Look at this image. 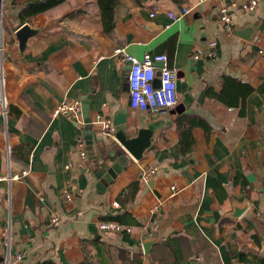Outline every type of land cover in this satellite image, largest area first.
<instances>
[{
  "label": "crops",
  "instance_id": "1",
  "mask_svg": "<svg viewBox=\"0 0 264 264\" xmlns=\"http://www.w3.org/2000/svg\"><path fill=\"white\" fill-rule=\"evenodd\" d=\"M255 1L247 11L250 0H119L108 35L97 0H65L29 21L19 18L28 0H0V175L7 146L11 173L28 171L0 183V264L6 228L11 258L21 255L13 264H264V59L257 53L264 50V0ZM222 7L231 15L229 34L218 25ZM156 9L164 13L150 17ZM23 24L39 33L21 56L15 31ZM211 40L214 58L207 56ZM195 44L203 52L198 60L191 57ZM118 49L137 59L167 55L177 74L174 109H131L129 69ZM89 94L91 119L113 123L122 110L130 138L154 124L141 160L98 127L93 158L89 151L79 156L73 145L83 128L50 113L63 99ZM182 114L205 125L192 128L187 153L177 134ZM118 152L125 168L110 183L96 177L104 154L112 164ZM153 168L146 183L140 180ZM105 221L131 231L102 233Z\"/></svg>",
  "mask_w": 264,
  "mask_h": 264
},
{
  "label": "built area",
  "instance_id": "2",
  "mask_svg": "<svg viewBox=\"0 0 264 264\" xmlns=\"http://www.w3.org/2000/svg\"><path fill=\"white\" fill-rule=\"evenodd\" d=\"M207 1V0H202ZM235 5V4H233ZM243 9L252 11L256 7V1L250 0L248 4H244ZM164 12L161 9H156L150 13V17L161 15ZM187 14V10L182 12ZM170 19L174 21L180 16H175L172 13H168ZM218 25L228 34L230 33L231 15L227 7H222L218 11ZM209 52L208 57L214 58L216 41L211 40L207 43ZM2 48L0 47V55ZM202 50L199 45L195 44L191 50V57L193 60H198L202 57ZM258 55L264 59V50H258ZM114 54L117 56L120 63L128 65L129 70L127 74L128 84V96L131 109L139 111L145 114H156L162 110L171 111L175 108L178 101L177 91V74L174 68H171L168 64V57L165 54H145L142 58L137 59L128 54L124 49L115 50ZM159 81V85H155V82ZM2 111L6 113V102L4 99L3 91L1 93ZM58 116H64L74 122L77 126L83 128L82 117V105L80 100H68L63 99L59 101L50 113L51 119ZM93 127H98L104 136L113 138L114 126L110 119H106L100 115H97L92 120ZM74 149L78 151L81 158H86L88 151L86 149V143L83 135L77 137L74 141ZM6 159H7V172L5 175H0V183L5 181L9 185L16 180H20L28 175L27 170H23L19 174H12L10 170V150L6 147ZM71 164L66 165V169L70 168ZM155 168L142 171L140 174V180L147 182L155 173ZM172 194L175 192V186L170 187ZM64 200L69 202L72 199L71 194L67 191H63ZM55 222L56 219L51 220ZM98 230L102 233H123L130 232L131 228L123 226L117 222L105 221L98 224ZM10 228H6L4 231L3 245L6 248V256L4 258V264H13L21 260V255L16 254L12 259L10 256Z\"/></svg>",
  "mask_w": 264,
  "mask_h": 264
},
{
  "label": "water",
  "instance_id": "3",
  "mask_svg": "<svg viewBox=\"0 0 264 264\" xmlns=\"http://www.w3.org/2000/svg\"><path fill=\"white\" fill-rule=\"evenodd\" d=\"M39 33V29L31 28L28 24H23L15 31V39L17 41L18 50L21 56H23L24 50L26 48L27 41ZM129 69V64L127 66ZM155 85H159V81L155 82ZM92 95L89 94L83 97L81 101L82 105V117H83V130L82 135L85 139L86 149L89 151L90 156L93 158V152L91 151L93 143L94 128L92 125V119L89 114V102ZM177 111V109H176ZM125 117L122 110L115 114L113 120V126L115 132H113V137L120 144V146L135 160L139 161L142 159L144 152L148 149L154 141V133L156 127L154 124L150 123L145 128L138 130L135 137H129L124 131ZM105 146V145H104ZM103 147V145H102ZM103 152L106 149L103 147ZM117 160L112 164H109L108 156L104 154L103 164L100 169L96 171V177H103V180L110 183L127 165V160L125 156L121 155L120 152L116 153ZM99 187L103 188L104 185L100 182ZM236 213H240V210H236ZM151 241L144 244L145 253H148V248Z\"/></svg>",
  "mask_w": 264,
  "mask_h": 264
},
{
  "label": "trees",
  "instance_id": "4",
  "mask_svg": "<svg viewBox=\"0 0 264 264\" xmlns=\"http://www.w3.org/2000/svg\"><path fill=\"white\" fill-rule=\"evenodd\" d=\"M29 4L25 9L21 10L19 18L21 21H29L36 15L45 13L50 9L63 3L65 0H28ZM119 0H97L98 9L100 12V18L103 30L106 34L112 33L115 25L114 17L116 7ZM177 134L179 137L180 148L183 153L190 152L194 140L192 138V128L195 126L204 125L203 121L197 120L196 116L189 114H182L176 121ZM114 222V221H112Z\"/></svg>",
  "mask_w": 264,
  "mask_h": 264
}]
</instances>
